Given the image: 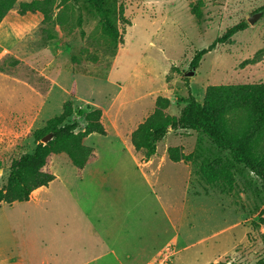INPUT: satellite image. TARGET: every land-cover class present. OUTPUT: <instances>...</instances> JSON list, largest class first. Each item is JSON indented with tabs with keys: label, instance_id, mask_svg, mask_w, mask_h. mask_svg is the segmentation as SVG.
<instances>
[{
	"label": "rangeland",
	"instance_id": "rangeland-1",
	"mask_svg": "<svg viewBox=\"0 0 264 264\" xmlns=\"http://www.w3.org/2000/svg\"><path fill=\"white\" fill-rule=\"evenodd\" d=\"M31 1L18 0L0 25V44L2 39L11 42L0 54V188L11 162L35 148V131L71 100L75 108L102 111L105 137L85 140L98 153L93 167L129 171L112 181L134 180L138 197L148 192L147 200L161 217L160 232L165 217L160 247L177 235L175 264H255L263 257L264 185L251 171L236 165L232 189L207 185L199 166L226 153L192 130L170 131L150 166L132 148L140 166L134 164L127 150L131 133L154 112L160 96L171 102L166 113L178 116L189 92L203 102L208 86L264 83V14L249 23L263 13L264 0H107L108 14L122 34L116 50L102 34L100 14L83 2L56 10L48 24L41 14L39 23L26 28L35 17L20 15L18 8ZM241 22L248 24L245 31L218 44L198 69L190 68L197 51ZM79 121L83 130L85 122ZM175 146L195 152V162H172L167 150ZM142 171L151 185L144 183ZM157 197L167 212L158 209ZM16 207L25 214V205Z\"/></svg>",
	"mask_w": 264,
	"mask_h": 264
},
{
	"label": "trees",
	"instance_id": "trees-1",
	"mask_svg": "<svg viewBox=\"0 0 264 264\" xmlns=\"http://www.w3.org/2000/svg\"><path fill=\"white\" fill-rule=\"evenodd\" d=\"M17 2L0 0V24ZM71 2L86 3L100 14L102 34L116 50L123 41L122 34L108 14L107 0H33L21 2L18 12L20 15L40 13L44 17L43 23L48 24L55 20L56 10ZM259 11L264 14V6ZM191 12L197 14L193 5ZM56 18L57 21L61 20L59 15ZM247 28V22L229 28L212 46L195 53L190 68L198 69L203 57L218 44L227 42ZM50 39L54 37L50 36ZM181 102L185 106L180 114L171 116L166 113L171 105L170 100L161 96L157 98L154 112L131 134L134 150L143 153L147 162L156 155L158 144L170 131H197L226 153L199 166L198 175L207 185L232 189L236 183V165L251 171L264 185V83L208 86L203 102L198 101L191 92ZM62 108L60 115L49 119L44 127L35 131L33 151L11 162L7 183L0 188V207L3 204L27 202L32 192L48 186L55 179L50 172V161L54 155L66 154L80 173L88 163L97 159L96 150L85 145L84 141L92 134L106 135L102 111L75 108L71 100L66 101ZM79 119L85 122L83 130L80 129ZM47 135L52 139L44 144L42 139ZM167 154L174 163H193L197 158L195 152L186 154L180 146L169 147ZM2 167L0 161V170ZM260 225L264 226V212L260 216ZM262 244L264 247V234ZM217 264L233 263L220 261ZM255 264H264V255Z\"/></svg>",
	"mask_w": 264,
	"mask_h": 264
},
{
	"label": "crops",
	"instance_id": "crops-1",
	"mask_svg": "<svg viewBox=\"0 0 264 264\" xmlns=\"http://www.w3.org/2000/svg\"><path fill=\"white\" fill-rule=\"evenodd\" d=\"M30 15L35 22L26 28L42 19L40 13ZM10 43V38L2 39L0 54ZM132 148L131 143L127 151L140 166ZM95 163L80 173L66 154L54 155L50 172L55 179L48 186L32 192L27 202L0 207V264H149L166 244L177 243L176 235L160 247L166 238L165 217L161 234V217L147 200L148 192L138 197L140 186L134 180L112 181L129 171H104L93 167ZM130 173L133 177L134 171ZM142 174L151 185L150 176ZM157 200L158 209L167 212L161 198ZM19 205L26 206L25 214L16 209Z\"/></svg>",
	"mask_w": 264,
	"mask_h": 264
},
{
	"label": "built area",
	"instance_id": "built-area-1",
	"mask_svg": "<svg viewBox=\"0 0 264 264\" xmlns=\"http://www.w3.org/2000/svg\"><path fill=\"white\" fill-rule=\"evenodd\" d=\"M177 245L174 242L166 244L155 260L149 264H175V258L178 254Z\"/></svg>",
	"mask_w": 264,
	"mask_h": 264
},
{
	"label": "water",
	"instance_id": "water-1",
	"mask_svg": "<svg viewBox=\"0 0 264 264\" xmlns=\"http://www.w3.org/2000/svg\"><path fill=\"white\" fill-rule=\"evenodd\" d=\"M263 15V13H261V14H259L258 16H252L251 18H250V20H249V23L250 24H254L261 16ZM195 71H193L192 73H190V74H188V75H186V76H191V75H194L195 73H194ZM51 139H52V137L50 136V135H47V136H45L43 139H42V143H44V144H47L48 142H50L51 141Z\"/></svg>",
	"mask_w": 264,
	"mask_h": 264
}]
</instances>
